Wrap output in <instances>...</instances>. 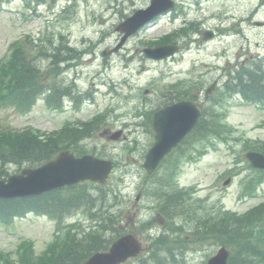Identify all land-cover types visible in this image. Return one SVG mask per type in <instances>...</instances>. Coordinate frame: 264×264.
<instances>
[{
    "label": "rangeland",
    "instance_id": "obj_1",
    "mask_svg": "<svg viewBox=\"0 0 264 264\" xmlns=\"http://www.w3.org/2000/svg\"><path fill=\"white\" fill-rule=\"evenodd\" d=\"M149 1L73 0L69 3L71 0H44L40 3L32 0V6L29 7L25 0H9L0 8V58L9 52V45L14 40L23 39L27 35L39 41L47 37L57 40L59 34L63 33L71 45L89 51L78 66L70 69V75L62 73V78L67 76L70 81L76 72L80 73L79 86L89 91L91 102L86 103L83 99L79 103L52 109L42 96L28 112L12 106L0 107V130H23L33 126L51 132L69 120L81 124L80 121H88L100 113L104 114L94 122L89 137L71 143L70 146L74 150H79L80 146L85 151L96 150L116 161L117 168L107 182L110 186H100L102 189L96 190L99 204H104L100 209L116 211L117 217L124 219L120 230L133 231L144 245L143 252L122 264H140L146 251L156 245L147 229L139 223L140 215L156 213V210H151L153 197L142 195L149 194L143 191V181L151 184L158 182L160 177L170 176L172 166L167 161H174L178 158V153L182 152L181 149L175 150L166 159V163L164 161L156 169V176L148 175L143 168L145 153L154 142L147 115L155 108L172 101L173 98L170 96L167 99L166 95V91L171 89L170 83L186 79L187 88L193 93L198 92L199 102L218 114L221 125L224 120L230 125L225 128L223 135H219L220 139L212 136L213 134L199 139L198 135L192 133L180 144V147L187 150L181 184L196 190L189 199L190 202L185 198L187 204L179 206L180 215L194 211L205 217L208 211L223 212L224 216L232 218V213L224 212L225 208L239 207L244 211L264 199V182L259 189L260 196L240 197L244 191L242 181L249 172L253 173L252 169L244 170L233 177L231 182L224 184L229 176L226 171L234 168L237 154L240 151L245 153L243 144L257 146V141L264 140V101H246L242 95L226 94L223 87L228 75L227 66L239 60L264 55V27L256 23L264 20V4L261 5V0H179L178 12H182L184 7L185 12L193 19L200 21L209 18L208 25L215 26L217 23L212 15H228L233 11L238 19H242L241 27L244 31L240 35L208 40L201 48H197L196 44L171 61L146 60L142 49L149 41L184 24L182 16L175 20L163 17L150 29L132 38L121 52L105 56L103 51L113 49L121 39V34L116 30L122 17L121 12L131 14L133 6L136 9L145 7ZM199 1L201 2L198 3ZM214 80L218 81V88H221L216 90L219 91L215 96L220 93L224 95L220 100L207 101L204 93L200 92L201 87L205 90ZM110 85L114 88L112 92H109ZM119 131L121 133L118 136ZM190 159L192 160L189 161ZM17 169L18 166L11 171ZM89 183L92 188L99 185ZM117 188H121V196L115 195L114 189ZM161 202L162 198L157 207ZM88 207L90 206L87 204L83 206L84 209ZM81 218L86 224L93 223L88 213L86 219L85 215H81ZM155 223L164 228L168 226V219L158 217ZM58 224L49 216L32 213L15 218L8 224L0 221V250L11 251V258L15 259L27 246L24 244L27 241L30 245L34 242L36 251L41 253L56 239ZM191 226L192 224L185 223L187 229H191ZM250 231L252 232L246 236L247 239L251 233H261L262 229ZM112 233V230L108 232L110 237ZM209 236L203 238L201 235H192L188 237L191 238L188 242H183L186 243L184 247L174 246L173 250L180 249V253L177 258H173L175 261L172 260L171 264H207L208 258L217 251L220 242L227 239L225 234L221 237ZM230 247L236 253L234 245L230 244Z\"/></svg>",
    "mask_w": 264,
    "mask_h": 264
},
{
    "label": "trees",
    "instance_id": "obj_2",
    "mask_svg": "<svg viewBox=\"0 0 264 264\" xmlns=\"http://www.w3.org/2000/svg\"><path fill=\"white\" fill-rule=\"evenodd\" d=\"M53 50L54 52L51 54H53L56 59L63 50H67L65 53L61 54L63 57H65V54L74 51V49L68 46L64 41L54 46ZM73 54L74 53H71V55ZM28 56L29 54L24 47H19L13 53V56L1 65L0 100H2V102L7 100L11 101L14 98L15 101L18 100L17 102L19 104L29 107L38 95L40 90L38 86L39 72L35 70L37 68L30 62ZM231 81L235 84H230L228 86L236 89L238 88L248 100H264V68L262 62L254 61V63H243L239 66L238 70L235 71V78H232ZM229 127L230 125L225 121L224 124L221 125L218 116L212 113L201 119L199 125L194 130V134L201 138L205 136V134H221V132H225V128ZM84 133L85 132L82 130L75 133L59 130L45 135V133L34 128L19 132L3 131L0 133V163L4 165L5 163L14 162L18 164V166H21L23 163L27 162L29 165H38L50 159L62 148L69 147L71 143L80 142L79 139ZM77 151L82 153L85 152L82 146H80V149ZM88 195L89 193L86 189L78 190L77 186H74L68 190L67 194L66 192L63 193L58 190L38 196L1 200L0 218H2L3 221H10L13 216L22 214L28 210H33L36 212H47L61 219L65 212L70 211L71 208L78 205L79 202L80 205H82ZM262 210H264L262 207L257 208L247 219H249V222L256 221L253 225V229L262 228L263 232L264 226L259 222ZM104 223L105 224L99 226L102 227L106 225V218ZM240 223H243V221L240 220ZM78 224L80 225V223ZM109 224L111 225V229L117 230L119 233V225L113 221V218ZM80 227L82 228V225H80ZM203 228L204 227H202V229L197 227L195 229V234L201 235L204 238L206 232ZM226 228H228V224ZM242 228L243 226H241L239 235L233 232L228 233L234 235V237H228L230 239H227L226 242L229 240L228 242L231 244L236 243V245H238L237 249H241V253L244 254L246 252V254H250L249 252H253V250H249V243L241 236L243 235ZM70 229H68L67 232V239H64L63 242L60 243L59 248H50L49 251L44 252L38 257L33 255L31 248H27L22 253L19 264H82L92 252L101 248H106L109 244L110 239L105 237L102 233L105 232V229L98 228L84 234V236H78L76 232H72ZM207 230L208 234H217V227L215 225L210 226ZM161 243H165V240H161ZM6 255L7 254L0 253V264H10L9 257ZM245 257H240L239 252L236 250V254L229 259V264H255L249 263L248 261L244 262ZM140 264H169V262L164 261V259L159 257V254L156 253L150 258H142Z\"/></svg>",
    "mask_w": 264,
    "mask_h": 264
},
{
    "label": "water",
    "instance_id": "obj_3",
    "mask_svg": "<svg viewBox=\"0 0 264 264\" xmlns=\"http://www.w3.org/2000/svg\"><path fill=\"white\" fill-rule=\"evenodd\" d=\"M160 50L167 51L165 47ZM164 52L161 53L164 54ZM200 115L201 109L191 101L174 104L155 115L157 141L148 152L145 162L149 172H152L164 154L197 124ZM247 156L253 165L264 167V154L251 151ZM111 168L110 160L92 154L78 157L69 150H65L55 159L39 167L25 168L21 173L1 179L0 197L39 194L56 186L72 184L87 178L105 182ZM140 249L139 241L129 234L116 241L109 251L92 255L85 264H119L129 256L136 255ZM227 258L228 252L223 247L209 260L208 264H227Z\"/></svg>",
    "mask_w": 264,
    "mask_h": 264
}]
</instances>
